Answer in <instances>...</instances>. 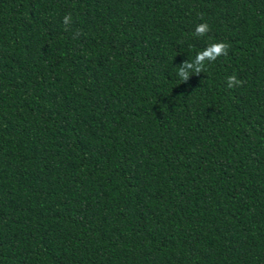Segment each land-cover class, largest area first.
<instances>
[{"label":"trees","instance_id":"16d2710c","mask_svg":"<svg viewBox=\"0 0 264 264\" xmlns=\"http://www.w3.org/2000/svg\"><path fill=\"white\" fill-rule=\"evenodd\" d=\"M0 264H264V0H0Z\"/></svg>","mask_w":264,"mask_h":264},{"label":"clouds","instance_id":"9594fccd","mask_svg":"<svg viewBox=\"0 0 264 264\" xmlns=\"http://www.w3.org/2000/svg\"><path fill=\"white\" fill-rule=\"evenodd\" d=\"M72 16L67 14L63 17V24L65 30L68 29L71 24ZM210 31L209 25L200 23L196 26L193 33L196 37H203ZM230 45L225 42H218L210 44L206 49L196 54L194 60L184 61L180 66L177 67V75L181 81L187 82L192 75H199L201 72L206 70V62L211 64L215 62L220 56H227ZM227 85L229 88L240 87L243 85V81L237 79L236 75H230L227 77Z\"/></svg>","mask_w":264,"mask_h":264}]
</instances>
